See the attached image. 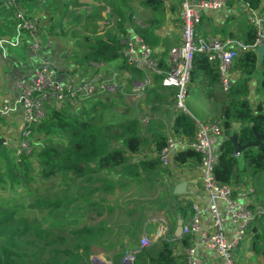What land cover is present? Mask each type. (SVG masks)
I'll return each instance as SVG.
<instances>
[{"label": "trees", "instance_id": "trees-1", "mask_svg": "<svg viewBox=\"0 0 264 264\" xmlns=\"http://www.w3.org/2000/svg\"><path fill=\"white\" fill-rule=\"evenodd\" d=\"M229 1H240L253 10L261 9L263 5V0ZM18 2L20 8L24 10L20 0ZM0 4H2L1 9L8 11L12 17L10 24L15 28L16 22L12 11L6 9L3 0H0ZM105 5L110 7L111 14L115 17L116 26L109 28L102 35L97 34L96 30L93 42L84 45L83 55L80 56V60L77 59V62L81 66L86 64L91 68L99 67L101 63L110 64L114 61H121V65L118 67L120 71L132 70L141 76L139 71L131 69L122 58L123 37L135 30L149 45H155L159 40L155 31L161 27L167 16L165 0H105ZM136 9H141L146 18H144V22L132 26L130 22L135 17ZM83 11L87 15L90 14L87 12L88 10ZM67 20L71 21V19H66L65 23ZM61 25L59 32L62 36L69 37L71 35L72 39H75V36L78 37V29L68 34L65 32L66 25L64 24L62 27ZM85 37L90 39L88 36ZM255 38L256 29L251 25L245 33V42L253 44ZM76 49L77 47H75ZM161 64L163 63L161 62ZM234 68L240 73V79L230 86L228 93L223 94L225 99L221 102L220 107V119L224 131L223 144L219 162L215 168V175L220 182L236 186L240 183L247 184L248 180L264 172V141L257 147L246 149L240 155H235V147L230 141V136L235 133L233 132L235 126H239L236 133L239 136V143L242 145L256 140V133L252 127H255L258 133L264 134V107L262 104H257L254 107L247 99L251 91V80L259 74L260 70L263 77L261 89L264 92V60L259 65L257 54L251 49L234 61ZM126 72L124 74H127ZM201 74L209 77L215 87L211 90V96L214 97L216 94L214 91L221 89L218 68L211 64L203 54H196L193 58L192 81ZM122 78L125 79V77ZM162 78L163 75L157 76L155 78L157 88L150 91L151 88L148 91L154 101H163L168 98L163 93L168 89L162 88ZM170 91V96L174 98L175 92ZM112 97H119L118 100L123 102V106L126 104L121 95ZM112 97L108 96L106 99H102L105 102L103 105L105 109L109 106L108 104L113 103ZM65 112L68 111L66 109L63 111L51 109L47 117L33 129L38 134L48 135L58 130L61 134L67 135V142L64 146L59 147L55 143L48 144L36 153L39 164L43 167L42 177L50 178L61 175L64 180L72 182L73 188L76 189L78 186L86 187L79 185V179L88 183L93 182L90 186L102 182L103 185L96 186L92 192L101 190L105 186L106 194L114 192L119 186L110 179L112 172H116L117 180L123 182L120 185H124L127 178L139 181L146 179L155 183L160 175L167 174L168 169L162 165L159 158L153 156L154 153H159L167 146L168 138L164 130L151 126L150 129L148 128L149 135L146 136L140 132L137 118L118 122L109 120L103 124L96 117L99 110H96L95 107L84 108L78 115L67 116ZM5 124L6 121L0 117V157L5 149V136L2 135L5 131ZM172 127L175 134L189 140L194 138L195 124L189 113H176L172 120ZM136 156L141 157L136 159L134 158ZM28 158L26 155H21L19 162L25 164V159ZM173 159L179 164H184L189 160L199 162L200 156L191 149H184L178 151ZM9 171L12 169L10 168ZM103 172H105L104 177L101 176ZM14 177H18V175L15 174ZM53 200L42 199L38 206L53 209L63 204V208L60 209L68 216H71L73 210L76 209L75 206L71 207L74 200L70 197L67 198V201L59 198L56 201ZM129 203L134 205L127 209L129 218L138 212L136 208L139 210L137 219L131 223V237L136 238L147 218L143 212L145 204L144 201L137 199ZM91 205L95 206L92 203ZM109 210L112 211L111 208ZM16 212V209H4L0 206V264H27L20 254L14 251L15 246L21 247L22 245L26 247L29 245L32 248L27 255L29 261H36L43 255L41 264H85L83 260L89 256L91 248L90 238H94V233L97 232L95 227L87 225L71 229L45 227L30 223L25 217H17ZM261 218L264 219V215H261ZM256 222L252 228V250L264 259V223L260 227ZM105 229L109 233L112 232L106 227ZM187 238L189 237H184L182 240L185 245L189 243ZM168 239H172V237L168 235L166 239H160L147 248L141 249L137 253L135 264H185L178 260L174 244ZM41 248L43 251L40 254Z\"/></svg>", "mask_w": 264, "mask_h": 264}, {"label": "built area", "instance_id": "built-area-1", "mask_svg": "<svg viewBox=\"0 0 264 264\" xmlns=\"http://www.w3.org/2000/svg\"><path fill=\"white\" fill-rule=\"evenodd\" d=\"M228 2L229 0H184L180 10L182 31L179 41L163 55L156 54L135 30L124 37L122 58L132 69L141 73L139 81L130 82L124 79L118 70L103 63L99 67L105 66V76L98 74L91 79L79 81L77 74L70 75L65 67L59 69L52 61L43 60L29 78L15 81L13 97H5L2 103L0 102V117L6 123L11 119L20 118L18 133L10 138L5 137L4 145L13 147L18 155L29 151L33 129L45 119L46 106L52 101L55 103H62L66 99L74 101L75 97L86 100L101 93L116 92L139 111L148 91L155 83V78L160 75H163L162 88L175 92L174 99L178 112L188 113L185 101L192 82L193 58L196 54H203L218 68L222 91L228 93L232 83L230 71L234 61L243 53L251 49L255 51L264 45V11L253 10L247 5H245L247 19L256 29L253 44L229 37L206 35L200 31L203 16L207 12L221 10ZM3 3L7 10L12 11L16 25L12 36H0V58L6 57L8 48L26 45L30 50L39 52L52 46L53 41L45 40L40 34L41 22L37 15L28 14L20 8L18 0H3ZM86 10L89 11L90 8ZM108 14L109 9L98 31L102 29L104 32L105 27L115 26L107 17ZM66 22L69 24L65 26L67 33L71 28V21ZM137 119L140 124L145 125L151 117L144 113L137 116ZM194 124L193 139L189 140L183 136L178 139L173 135L175 138L169 137L167 146L153 156L159 158L167 169L171 168L174 156L172 152L176 154L178 151L191 149L200 156L198 170L202 174L203 189L207 197L206 211L210 222L203 226L202 211L197 205H193L191 216L182 225L181 237H198V245L214 252L227 264H235L236 250L249 231L252 232L254 223L261 217L262 212L260 210L254 212L251 209L249 198L255 192L253 187L228 185L220 182L215 175L223 144L222 121L194 119ZM159 219H154L153 222H159L164 226L162 225L153 237L142 234L137 248L126 251L122 264H134L141 249L168 237V227L163 219V221ZM227 223L234 226L232 238L227 237L225 231ZM196 246L192 244L189 247L186 264H199Z\"/></svg>", "mask_w": 264, "mask_h": 264}, {"label": "rangeland", "instance_id": "rangeland-1", "mask_svg": "<svg viewBox=\"0 0 264 264\" xmlns=\"http://www.w3.org/2000/svg\"><path fill=\"white\" fill-rule=\"evenodd\" d=\"M72 1L76 3L74 5L75 9L72 11L76 14H80L81 12H83V14H85V17H87L86 13L83 10L89 8L91 9V0ZM71 6L73 7V4H71ZM4 14V12H1L0 18L3 17ZM100 17H98V20L100 19ZM98 20H93L88 23V26H90L91 29L81 32H87L86 34H78V37L75 36V39H72L70 35L69 39H71V45L66 46V49H64L69 51V53H67L68 59L65 64H63V67H65L69 71L70 75H74V73L76 74L77 72L79 81L91 79L98 74H104L105 76V67L90 68L86 64L84 65L87 67H84L81 66L79 62H77V59L80 60V56L83 55V51L85 49L83 48L84 45H88L94 40L95 31L98 30ZM9 23H11L10 19ZM113 23L115 24V21ZM65 25H68V23L66 22ZM101 25H103V21H101ZM76 29V27H71L69 29V32L67 33L71 34L72 31H75ZM99 31L102 32V29H100ZM84 36H88L90 39H86V37L84 38ZM23 47L29 52H38L30 50L26 45H24ZM75 47H77L76 50L74 49ZM14 63L15 61L9 59V61H4L0 64L3 67H7L8 69L15 66V68L12 69V71H14V69L18 68ZM71 64H74L76 66L78 65L79 68L72 69L71 67L73 66H71ZM88 67L92 69V72H90L91 70ZM98 68L99 70H97ZM233 68L234 64L231 70ZM12 71H10L11 75H13ZM156 88L157 85H155L154 83L150 91ZM7 91H12L14 93L13 83L12 85H10ZM163 93L164 95L168 96V98H165V100L163 101H154L147 93L146 98L143 101L142 108L139 109V111L132 105L131 102L124 100L126 104H124L123 106V102L121 100H118L119 97H112L120 96L119 93L116 92L107 94L101 93L100 95H95L94 97L88 98L86 100L78 99L77 97H75L76 100L74 101L70 99H66L62 103H55L54 101H52L46 106V111L47 114H49L51 109H57L59 111H63L64 109H66L68 112L65 113L67 116H69L73 114L78 115L84 108L90 109L92 107H95L96 110H99V113L96 117H98V121L100 120L103 124L109 120L118 122L134 119L137 118V116H139L140 114L142 115L145 113V115H149L151 117V120H149V122L145 125L139 123V130L142 134L148 133L150 129L149 127L154 126L156 128L158 127L159 129L164 130L165 133L167 132L170 138H175L173 136L171 125L173 117L178 112V110L176 109L175 99L170 96L171 91L168 89ZM108 96L112 97V101L115 104L110 103L108 104L109 106L107 107V109H105V107H103V105H105V102H103L102 99H106ZM5 97L6 95L4 91L0 90V102ZM251 101L254 107L258 104V101H255L254 99H251ZM192 104H195L196 108H193ZM202 104L204 103L201 102L198 97H194L192 91L189 90L185 105L190 115H194L196 118H200V116L205 115V113L201 112L200 110L196 113V110ZM213 120H215L216 122H220V120H217L216 118L211 119L210 121ZM8 122L9 123H6L4 126L5 131L2 133V135L10 138L12 135H16L18 133V129L13 119L9 120ZM66 142L67 135L61 134L58 130L53 131L48 135H45L43 133L38 134L33 131L31 145L29 147V151H27L26 153L23 152L22 154L18 155L17 153H15L13 147L5 146L2 156L0 157V203H2L0 206L4 209H16L17 217H25L29 220L30 223L33 222L34 224L43 225L45 227L53 226L56 229H71L83 225L95 227L97 232L94 233V238H90L91 248L89 256L84 259L83 262L85 264H100L98 261H96L97 259H99L100 261H103L104 264H122L126 251L135 249L140 242L139 236H141L139 235L141 233L140 232L136 238L131 237V223H133V221L137 219L139 210L138 208H136V211L138 212H135L133 214V217L129 218L127 216V209L134 206L129 202L134 201V199L145 201L148 198L153 199L154 202H158V206L167 207L169 203H172L171 200L169 201V203H167V200L162 198L165 194L170 193L169 186L165 178L167 176H165V174L160 175L155 183H153L151 180L148 181L146 179L139 181L138 179L127 178L124 185H120L123 184V182L117 180L118 174L116 172H112L110 175V179L113 180V183H116V185L119 186L114 190V192H107L106 194L105 186L101 190H94L92 192V190L96 186L103 185L102 182H98L94 186H90L93 184V182L88 183L84 182L83 179H79V185H84V187H86L81 188V186H78L76 189L75 187L73 188L72 182L64 180L61 175L52 176L50 178L42 177L41 170L43 169V167L39 164L36 153L38 151L40 152L43 149V146H46L48 144L51 145L55 143L57 146L62 147L66 144ZM21 155H26L29 157L28 159H25V164L19 162ZM141 156H136L134 158L137 159ZM10 168L12 169V171H9ZM15 174H17L18 177H14ZM104 175L105 172L101 174V176L103 177ZM250 180H248V182ZM263 181L264 172L259 173L256 177H254V186L256 188L260 187L263 184ZM243 186V188H247L246 184ZM262 193L264 194L263 191ZM68 197L74 200V202L71 204V207H76V209L73 210L71 216H68V214L64 213L60 209L63 208V204L58 208L53 209L47 208L45 206H38L42 199H54L53 201H56V199L59 198L65 199L67 201ZM162 201L164 204H162ZM91 203L95 204V206H92ZM109 208H111L112 211H110ZM105 227L112 230V232L109 233L108 231H106ZM247 238L248 236L245 237V240H247ZM41 242L43 243V241ZM31 250L32 248H30L29 245L27 247L23 245L21 247H14V251L20 254L22 259H24L27 264H32L33 262H35V264H41L43 255L36 261L28 260L27 255L29 252H31ZM42 251L43 249L41 248L39 250V253L41 254Z\"/></svg>", "mask_w": 264, "mask_h": 264}, {"label": "crops", "instance_id": "crops-1", "mask_svg": "<svg viewBox=\"0 0 264 264\" xmlns=\"http://www.w3.org/2000/svg\"><path fill=\"white\" fill-rule=\"evenodd\" d=\"M183 1L184 0H165V6L167 9L166 20L161 25V27L155 31L157 37H159V40L155 43V45H150L158 55L165 54L170 48L177 45L179 41V35L182 31L180 10ZM20 3L28 14H35L40 18L41 36L45 40L53 41V44L50 48L37 53L29 52L23 46L7 49V55L5 58L3 57V59L0 58V63H3L4 61L7 62L9 59H12L15 61L14 64L18 68L12 71L15 66L8 69L7 67H3L0 64V90L4 91L6 98H11L15 94L12 91H7L10 85H12V83L15 85V81L17 79L29 78L33 74L37 65L43 60L52 61L57 67L59 66V69H62L63 64H65L68 59L67 53H69V51L64 49H66V46L71 45V39H69V37L62 36L59 32L60 25L62 24L64 26L66 19H71L72 27H76L79 30V34L81 35L87 33L81 32L91 29L90 26H88L89 22L93 20L97 21L98 17L101 16L97 23V26H99L101 21H104L105 19L107 9L110 10V14H108L107 17L109 20L113 22L115 21V17L111 14L110 7L105 5V0H91L92 7L88 12L90 14H86L87 17H85V14L82 12L80 14H76L72 11L75 9L74 5L76 4L72 0H20ZM71 4H73V7ZM1 5L2 4H0V11L4 12L5 14L0 18V35L11 36L14 34V28L9 23V19L11 20L12 17L8 11L1 9ZM261 9L264 11V0ZM144 18H146L145 13L141 9H136L135 17L132 18L130 24L134 26L137 22H144ZM250 27L251 24L246 16L245 5L240 1H229L227 6L221 10L207 12L202 18V23L199 29L203 34L206 35L213 34L221 38L229 37L245 41V33ZM109 28L111 27H105V32ZM105 32L97 30V34L99 35H102ZM108 65L118 70L120 75L128 79L130 82L140 80L141 76L139 74H135L132 70L128 72L124 70L120 71L118 67H120L121 61H114V63H110ZM71 66H73L71 67L72 69L79 68L78 65L76 66L71 64ZM84 67L87 66L84 65ZM9 70L13 72V75L10 74ZM90 70V72H92V69ZM124 72L127 74H124ZM230 78L232 82L231 85L240 79V73L237 69L233 68L230 71ZM262 79V71L260 70L259 74L251 80V91L247 99L251 103V99H254L255 101H258V104H262L264 107V92L261 89ZM214 88L215 87L211 83L209 77L203 74L197 76L191 82L189 90L192 91L194 97H198L201 102L205 104L200 105V107L196 110V113L200 110L201 112H204L205 115L200 116V118H196L194 115H191L193 120L210 121L211 119L215 118L217 120H221L220 107L221 102L225 99L223 95L225 93H223L221 88L218 91H214L216 94L213 97L211 96V90ZM192 107L196 108V105L192 104ZM19 122L20 118L14 119V123L17 128ZM238 128L239 126H235L233 128L234 131H232L236 133ZM145 134L146 136L149 135V133ZM166 135L167 138L170 137L167 132ZM173 135L178 137V139H181L180 135L175 133H173ZM170 167L171 168L168 169L167 175L165 174V176H167L165 178L166 182L168 183L170 193L165 194L162 198L166 199L167 203H169L170 200L172 203H169L167 207H162L158 206V202H154L153 199L147 198L144 201L145 206L143 208V212L145 215H147V218L141 227V233L139 235L142 236L143 234L153 237L156 231H158L163 225L161 223L159 224V222L154 223L153 220L160 218L159 220H164L168 227V235L172 237L171 242L174 244L175 254L178 260H181L185 263L189 247L192 244H195L197 245L196 250L199 264H227L225 260L219 258L214 252L206 250L198 245V237L187 238L189 242L187 245H185L182 241L184 237H181L180 230L183 223L186 222L191 216L193 212V205H197L202 211L201 221L203 226L209 224L210 217L206 211L207 197L203 189L202 174L198 170V162L196 160H189L187 163L179 164L172 159ZM182 181L187 182L186 193L183 195H174L173 190L175 186ZM240 185L243 186L245 184L240 183ZM254 185V178L246 184V187H253L255 191L254 194L250 196L249 203L251 209L254 212L260 210L262 215H264V194L262 193V191L264 192V181L263 184L258 188H256ZM162 204H164L163 201ZM262 223H264V219L261 217L258 218L256 224L261 227ZM225 231L227 237L232 238L234 226L231 223L225 224ZM141 236H139V239ZM247 236V240L244 239L236 250L235 264H264V259L262 256L256 254L252 250V232L249 231Z\"/></svg>", "mask_w": 264, "mask_h": 264}, {"label": "water", "instance_id": "water-1", "mask_svg": "<svg viewBox=\"0 0 264 264\" xmlns=\"http://www.w3.org/2000/svg\"><path fill=\"white\" fill-rule=\"evenodd\" d=\"M255 52H256L257 57H258V64L261 65L263 60H264V45L256 48ZM252 128L256 133V140L251 142V143H247L244 145L240 144L239 143V136L237 133H234L230 136V141L233 143V145L235 147V155L242 154L246 149H249L252 147H257L262 141H264V134L258 133L255 130V127H252ZM172 155H175V152H172ZM186 191H187V182L182 181L175 186V188L173 190V194L174 195H183L186 193ZM181 231L182 230H180V234H181ZM95 259H94V261H95ZM96 261H98L100 264H104V262L100 261L99 259H97Z\"/></svg>", "mask_w": 264, "mask_h": 264}, {"label": "bare ground", "instance_id": "bare-ground-1", "mask_svg": "<svg viewBox=\"0 0 264 264\" xmlns=\"http://www.w3.org/2000/svg\"><path fill=\"white\" fill-rule=\"evenodd\" d=\"M124 264H126V263H124Z\"/></svg>", "mask_w": 264, "mask_h": 264}]
</instances>
